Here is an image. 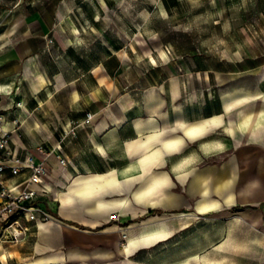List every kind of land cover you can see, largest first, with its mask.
I'll use <instances>...</instances> for the list:
<instances>
[{"label": "crops", "instance_id": "obj_1", "mask_svg": "<svg viewBox=\"0 0 264 264\" xmlns=\"http://www.w3.org/2000/svg\"><path fill=\"white\" fill-rule=\"evenodd\" d=\"M20 15L3 23L20 40L0 36V114L8 129L13 118L31 125L25 111L33 104L41 118L39 135L12 134L13 148L39 157L37 145L51 149L63 130L87 113L94 118L63 143L66 166L48 159L46 204L55 219L0 248V264L121 263L175 221L208 217L232 219L234 236L215 243L234 244V264H264V55L234 60V77L179 58L132 61L106 42L96 63L84 53L51 63L49 19ZM71 36L66 46L78 50L82 35L71 29ZM193 128L201 134L186 135ZM126 234L130 252L121 243Z\"/></svg>", "mask_w": 264, "mask_h": 264}, {"label": "rangeland", "instance_id": "obj_2", "mask_svg": "<svg viewBox=\"0 0 264 264\" xmlns=\"http://www.w3.org/2000/svg\"><path fill=\"white\" fill-rule=\"evenodd\" d=\"M8 11L12 15L2 18ZM22 11L32 18L44 13L52 24L48 35L52 54L47 58L51 63L83 53L96 63L106 42L132 61L142 58L160 64L179 58L201 71L234 77V60L264 55V0H25L19 5L0 4V36L14 35L13 43L20 40V35L7 31L3 23L21 22ZM66 24L82 35L78 50L66 46L68 37L72 38ZM38 28L33 25L31 33ZM51 63L48 65L53 66ZM63 96L69 98L68 88ZM30 110L32 113L25 112L32 126L20 123L17 134L39 135L35 128L41 118L39 110L34 104ZM177 223L170 224L159 240L143 244L135 255L110 264H234V244L215 243L234 236L232 219L191 218ZM122 239V245H128L127 234Z\"/></svg>", "mask_w": 264, "mask_h": 264}, {"label": "built area", "instance_id": "obj_3", "mask_svg": "<svg viewBox=\"0 0 264 264\" xmlns=\"http://www.w3.org/2000/svg\"><path fill=\"white\" fill-rule=\"evenodd\" d=\"M21 108V103H16ZM94 115L87 113L81 124L73 123L63 130L58 144L51 149L43 144L36 147L41 156L30 153L20 156L12 146V134L21 123L13 118L8 129L7 117L0 114V248L17 245L26 239L32 226L54 220L46 201L51 193L47 162L55 155L62 166L68 164L61 155L62 145L76 137L78 127L91 124Z\"/></svg>", "mask_w": 264, "mask_h": 264}, {"label": "bare ground", "instance_id": "obj_4", "mask_svg": "<svg viewBox=\"0 0 264 264\" xmlns=\"http://www.w3.org/2000/svg\"><path fill=\"white\" fill-rule=\"evenodd\" d=\"M95 5V4H94ZM96 7V6H95ZM98 18H100V13L98 12ZM71 20V19H70ZM71 23H72V20L70 21ZM70 23V24H71ZM69 41H70V43L72 44V40L71 39H69ZM28 81L31 83V85L33 86V88L36 90V91H40L41 90V86H40V84L38 83V81L32 76V75H30V76H28ZM230 234V233H229ZM147 237V236H146ZM124 251H128V252H130V247L129 246H125V248H124Z\"/></svg>", "mask_w": 264, "mask_h": 264}, {"label": "snow or ice", "instance_id": "obj_5", "mask_svg": "<svg viewBox=\"0 0 264 264\" xmlns=\"http://www.w3.org/2000/svg\"><path fill=\"white\" fill-rule=\"evenodd\" d=\"M201 129H198V128H193V129H190L186 135L192 137V136H195V135H198V134H201ZM171 147V146H170Z\"/></svg>", "mask_w": 264, "mask_h": 264}]
</instances>
